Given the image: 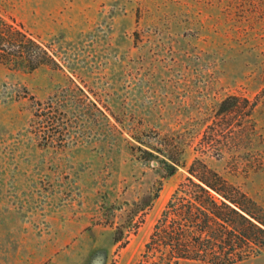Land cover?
Masks as SVG:
<instances>
[{"label":"rangeland","instance_id":"1","mask_svg":"<svg viewBox=\"0 0 264 264\" xmlns=\"http://www.w3.org/2000/svg\"><path fill=\"white\" fill-rule=\"evenodd\" d=\"M0 14L58 64L0 65V264H135L194 159L264 209V0H0ZM230 97L239 109L219 114ZM165 157L179 167L164 179Z\"/></svg>","mask_w":264,"mask_h":264},{"label":"trees","instance_id":"2","mask_svg":"<svg viewBox=\"0 0 264 264\" xmlns=\"http://www.w3.org/2000/svg\"><path fill=\"white\" fill-rule=\"evenodd\" d=\"M0 65L25 73L43 66L58 67L55 58L21 23L1 14ZM239 107L240 99L230 97L220 103L218 113ZM157 152L162 155L164 150ZM166 159L169 164L164 179L179 167L178 159ZM160 190L161 185L142 202V211L159 197ZM127 223L121 227L127 235L142 224L133 223L132 218ZM122 239L123 231L117 232L114 241ZM263 253L264 209L205 162L194 159L188 176L166 201L135 264H241Z\"/></svg>","mask_w":264,"mask_h":264}]
</instances>
